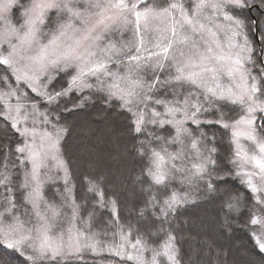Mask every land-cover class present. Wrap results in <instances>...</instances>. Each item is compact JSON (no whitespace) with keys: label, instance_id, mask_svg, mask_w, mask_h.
Wrapping results in <instances>:
<instances>
[{"label":"snow or ice","instance_id":"1","mask_svg":"<svg viewBox=\"0 0 264 264\" xmlns=\"http://www.w3.org/2000/svg\"><path fill=\"white\" fill-rule=\"evenodd\" d=\"M259 2L264 5V0ZM78 4L79 0H0V72L4 73L0 82L8 85L7 91L0 92V100L4 101L5 119L23 138L16 147L19 165L6 155L0 170V192L5 193L0 195V243L23 257L25 264H61L86 249L99 254L94 235L73 226L79 206L69 204L73 187L61 150L68 132L60 123L61 100L75 92L80 99L72 108L84 107L91 99L86 90L102 93L108 107L127 111L130 131L137 137L147 132L138 141V151L143 156L147 147L150 153L151 166L146 172L152 184L167 188L179 173L181 184L207 181L212 191L216 148H209L206 142L209 138L214 141L215 134L209 137L202 125H218L225 134L230 132L236 174L244 177L256 204L264 205V196L256 195L264 193V116L256 115L264 113V81L260 80L264 63L257 64L258 59L264 60V31L259 46L253 45L247 23L236 15L237 10L253 7L255 0H194L190 9L182 0H170L163 7L151 0H84L83 7ZM16 11L22 20L19 26L12 22ZM250 23L255 31L259 22ZM124 31H130L131 38L118 41L116 34ZM246 65L258 67L259 73ZM61 74L68 77V83L56 90L52 85ZM225 75L230 84L222 81ZM29 90L43 101V110L32 102L31 112L27 111L28 105L21 101L29 98ZM161 92L163 95H157ZM10 97H16L15 106L8 103ZM224 102L239 108L237 118L225 112ZM22 109L24 120L31 116L32 127H18ZM149 126L165 130L171 126L174 133L165 139ZM242 140L254 144L257 152L249 154ZM153 141L160 142L159 149ZM192 152L199 161L194 170L186 166ZM9 164L19 167L22 175V204L15 202ZM248 165L259 171H246ZM60 172L64 190L61 193L57 188L56 192L63 204L57 205L46 198L45 186L57 183ZM254 176H259V183L253 181ZM89 185L88 191L96 190V183L89 181ZM100 196L101 208L110 206L115 214L116 201L106 204L102 193ZM192 202L188 194L180 196L175 191L166 197L155 213L159 230L167 233L163 251L138 237L132 244L137 252L127 259L135 264H157L163 255L168 264H179L172 221ZM157 206L151 196L138 215L144 217L149 207ZM65 207L72 209L71 220L61 211ZM221 211L227 225L229 213L239 211V197L225 202ZM250 223L260 225L261 235L255 228L252 232L259 252L264 253V219L253 215ZM121 240L127 242L122 231ZM106 250L125 256L119 248ZM145 252L151 253L150 259H145Z\"/></svg>","mask_w":264,"mask_h":264},{"label":"trees","instance_id":"2","mask_svg":"<svg viewBox=\"0 0 264 264\" xmlns=\"http://www.w3.org/2000/svg\"><path fill=\"white\" fill-rule=\"evenodd\" d=\"M236 13L239 14L238 11ZM239 16L248 25V36L252 44L259 46V40H256L254 31L252 33L250 22L252 20L258 21L257 30L259 29L261 33L264 28V5H261L259 0L255 1L253 7L240 11ZM259 63H263V60L258 59L257 64ZM2 74L4 73L0 72V76ZM61 77L54 84H59L60 88L61 86L66 87L68 79L63 74H61ZM85 94L90 95L91 99L86 101L84 107L72 108V105L76 104L80 99L75 92L70 97L62 98L60 105V123L64 124L68 129L65 140L62 142L61 150L63 158L68 163L70 184L73 187L71 201L79 206L75 224L85 228V231L102 229L111 224L124 229L126 232L127 229L128 231L130 230L128 235L130 239L137 240L138 237H142L148 241L149 246H161L167 239V233L159 230L160 221L156 219L151 208L149 207L144 217L138 215L139 209L145 205L150 195H157L156 200L160 202L170 191L169 186L165 188L164 186L156 185L153 190L149 186L151 179L147 175L146 169L150 167V153H148L147 147H145L146 154L143 156L138 151V141L145 139L147 132L137 137L134 132L130 131V114L127 111H121L117 107H108L104 102L105 98L102 93H88L86 90ZM157 95H163V93H157ZM33 101L37 102L38 108L44 109L45 105L40 99H34ZM113 103L118 102L113 101ZM64 108H67L68 111H63ZM226 110L229 111L231 117L236 113L233 108ZM102 115L107 118L105 124L112 122L113 129L120 128L117 136L120 140L126 141L127 153H124L127 159L122 164V174L125 176L129 174V177H135L138 185L146 188L142 194L132 195V205L135 211L133 210L130 213L123 208L124 200H127L125 193L119 189L116 190V194L107 190L106 186L111 189L110 191L117 186L114 182L115 180L113 181L115 178L110 175L111 180L103 181L95 176L86 174L81 163L82 160L78 155L81 148L84 147L90 152V154L86 155L90 158L89 161H85L86 163L92 162V166L97 167V165H100L103 169L107 168V157L112 155L111 153L113 152H109L110 146L104 134H102L104 128L100 119ZM84 127L88 128L84 130ZM202 127L208 129L207 134L209 137L215 134L214 141L209 138L206 142L209 148L213 147V145L216 148L214 153L216 172L211 176L214 189L209 191L207 181H202L199 188L191 194L193 202L181 208L172 221L171 232L174 237L173 243L177 249L179 264H264V253L259 252L256 246L252 232L254 226L250 223L256 212L259 215L261 213L264 219V210L257 208L248 188L245 187L239 178L232 175L229 165L230 145L227 142L223 128L218 125H202ZM149 128L152 131L163 134L166 139L169 133H173L171 126H166V130L152 128V126H149ZM97 129L102 130V133L96 132ZM76 130H80V132L77 133ZM83 131L84 134H81ZM21 143L22 138L19 133L11 128L10 122L3 116L2 103H0V170L5 164L6 155L9 161L18 163V160H16L18 156L16 147ZM153 146H156L155 141H153ZM201 147H203V144ZM113 158L116 160L118 157L114 156ZM116 172L120 179L121 173L119 169ZM12 173L13 179H17V172L12 170ZM228 173H231V175H227ZM220 175H223L224 178H218ZM89 181L96 183V190L88 191ZM121 182L122 180L120 179ZM195 187H197V183L189 185L187 194L189 195L190 191ZM61 193H63V190ZM100 193L103 194V200L106 204L111 200L116 201L115 214H109L108 208H101ZM45 196L56 199L51 188L45 189ZM234 196L239 197V211L229 213L228 224L225 225V213L221 209L225 207V202L231 201ZM188 218H193L201 226H194L189 222L190 219ZM206 219L208 221L213 220V222L207 223ZM182 220L186 222L182 224ZM0 264H25V260L19 254L5 248L0 243ZM61 264L134 263L115 255L98 256L91 253H83L75 257H68L66 260H62Z\"/></svg>","mask_w":264,"mask_h":264},{"label":"rangeland","instance_id":"3","mask_svg":"<svg viewBox=\"0 0 264 264\" xmlns=\"http://www.w3.org/2000/svg\"><path fill=\"white\" fill-rule=\"evenodd\" d=\"M255 1H258V0H255ZM25 2H27V0H25ZM151 2H154L156 5L163 7V6H167V4L170 2V0H151ZM182 2H184L186 4V6L190 9L191 6H192V4H193V2H194V0H182ZM78 6L79 7H83L84 6V0H79ZM237 11L240 14V11L239 10H237ZM239 14L236 13V15H239ZM12 22L14 24H16L17 26H19V24L22 23V20H21L19 11L14 12V14L12 16ZM261 31H264V28ZM252 33H253V30H252ZM257 34L258 35L255 38H256V40H259V37H260V31H259V29L257 30ZM131 36H132V33L130 31H124L122 35L121 34H116V39L118 41L121 40V39L128 40V39L131 38ZM254 36H255V31H254ZM259 43H260V40H259ZM263 63H264V60H263ZM246 66L247 67H250L252 72L259 73V69L257 67H252L251 65H246ZM111 67L113 69H115L116 66H112L111 65ZM3 75L4 74H2L1 76H3ZM64 77H66V76H64ZM66 78L68 79V77H66ZM147 79H151V77L148 76ZM260 80L261 81H264V77H260ZM222 81L225 84H230L231 83V81L228 80V77L226 75L222 77ZM93 82H95V81H93ZM13 84H14V81H13ZM52 87H54L56 90H59V88H60L59 84H57V85L54 84V86H52ZM7 90H8V85L5 84V83H3V82H1L0 92L7 91ZM258 95H259V93H258ZM6 99L8 100V103L11 104V105H13V106H15L17 104L16 97H10V98H6ZM32 99L34 100V99H40V98L37 97V96H35V94L34 93H31V91L29 90V98L27 100L21 101L22 103H26L28 105L27 111L29 113L31 112V108H30L31 103L32 102H35ZM0 103H2V113H3V116H4V112H5L4 101L3 100H0ZM223 107H224L225 112H227L230 117H231V115L229 114V111H227L226 109L233 108V110H235L236 113L231 118H237V113L239 112V108L237 106H234V105H231V104H228V103L224 102L223 103ZM39 109L40 110H43L40 107H39ZM159 110L162 111L163 109L161 108ZM15 114H16L15 111H13L12 112V115H15ZM215 114L218 115V113H215ZM256 115H258L257 117L264 116V113H259L258 112ZM23 116H24V109L21 110V123L18 125V127H20V128H23L25 126L32 127V119H31V116H29V118L27 120H24L23 119ZM100 119H101V122H102L101 125L104 126L103 133L101 132L102 130H98V129H97L96 132L104 134L105 139L108 142V145L110 146L109 147V152H113V153H111L112 155H110L109 157H107V163H108L107 164V168L105 167V169H103V167H101L100 165H97V167L96 166H92V162L91 163L90 162L89 163L88 162L86 163L85 161H89V159H90L86 155L87 154H90V152H88L89 150L88 149H85L84 147L81 148L80 154L78 153V155L80 156V158L82 160L81 163L83 164L82 166L84 167V170H85L86 174L95 176L97 179L103 180V181H107L108 179H110V175H111L112 178L113 177L115 178V179H113V181L115 180L114 182L116 183V185L118 187L116 186V187H114L115 189L113 188L112 191H110L111 189H109V187L106 186L107 187V190L109 192H113V193H115L116 190H118V189L119 190H122L125 193V196H126V199H127V200H124L123 208L128 213L133 212V210L135 211V208L132 205V199H131L132 195L133 194L140 195L143 192H145L146 188L140 187L138 185L135 177H132V176L129 177V174L128 175L126 174V176L124 174H122V166H123L122 164H124L126 162V159H127V157H126V155L124 153V152L127 151L126 141H124L122 139L120 140L118 138L117 135L120 132V130H119L120 128L119 127L116 128V129H113L112 122H109L108 124H105L107 122V120H106L107 118H104L103 115L101 116ZM8 121L11 124V121L10 120H8ZM37 126L39 127V125H37ZM188 127L189 128H192V129H195V126L194 125H191L190 123L188 124ZM87 128L84 127L83 129L86 130ZM76 132L79 133L80 130H76ZM173 133H174V130H173ZM224 133H225V130H224ZM81 134H84V131ZM197 135H198V133H197ZM225 137L227 139V142L230 145V159H229V162L230 163H229V165H230V168H231V173L235 177L239 178V180L245 185V187H247V185L243 182L244 177L242 175H237L236 174L237 168L232 163V161L234 159L235 146L231 143L230 132L227 133V134H225ZM22 143H23V138H22ZM155 143H156V146L155 147L157 149H159L160 146H161L160 142L155 141ZM241 143H242L243 147L249 152V154H251L253 152H257L256 146L254 144H252L251 142L246 141V140H242ZM170 147L174 148L175 146H170ZM114 156H117L118 157L117 158L118 160L117 159L114 160V158H113ZM198 162L199 161L196 159L195 153L192 152L191 155H190V158L186 161V166L189 169H193V165L195 163H198ZM177 163H180V162L177 161ZM16 164L19 165V161H18V163L16 162ZM165 166L166 167H170L171 165H170V163H166ZM120 167H121V169H120ZM3 168H4V166H3ZM118 169H119V171L121 173L120 174V179L122 180L121 183H120V179H119V177L117 175V172H116ZM8 170L11 173H12V170L13 171H16L17 174H18V178L17 179H13V185L12 186L14 188L15 202L17 204H22L23 203V193H22V190L20 189V182L22 180V175L20 173V169H19V167L12 168L11 165H10ZM123 170H124V167H123ZM245 170L246 171H254V172H258L259 171V169L252 168L251 165L246 166ZM112 173H113V176H112ZM53 174H55V172H53ZM59 175H60L61 179L57 183H55V184H48V185L45 186V189L46 188H51L52 189V193H54V196L56 197V199H54V198H47V197L46 198L48 200L55 201V203L57 205L63 204V201L61 199V196L57 194L56 189L58 188L60 190V192L62 190H64V182H63V179H62L63 172H60ZM214 175H216V174H214ZM176 176H177V178L176 179H173L171 181V183L169 184L170 191L167 193V196L166 197H170L173 191H175L180 196H183L184 194H187L188 193V186H189V184H187V183L181 184L179 182V176H180V174L177 173ZM101 177H103V179H101ZM123 179H124V181H123ZM253 181L255 183H259V176H254L253 177ZM201 183H202V181L197 182V187H195L189 193V196L190 197H191V194L193 192H195L199 188V186H200ZM69 184H70V181H69ZM70 186H71V184H70ZM149 186H151V189L153 190V188L156 185L152 184V181H151V183H150ZM250 193H251V191H250ZM4 194L5 193L0 192V195H4ZM64 195L67 196L68 194L65 193ZM256 195L257 196H264V193L256 194ZM151 196H155V198L157 199V195L153 194V195H150V197ZM165 198H163L162 201H160V202H158V200H157L158 206L155 209H152L150 207L154 214L155 213H159L160 206L163 205ZM252 199L255 202V199L253 197V194H252ZM3 203L6 204V201L3 202ZM72 203H73V201H71V197H70L69 198V204H72ZM255 204H256V202H255ZM256 205H257V208H260V209L264 210V205H258V204H256ZM107 208H108V212H110L109 214H113V211L111 210V207L109 206ZM61 211L63 213H66L67 214V218L69 220H71V212H72L71 207H65V208L61 209ZM255 216L258 219H263L261 213L259 215L258 212H256ZM188 219H190V218H188ZM192 219H190V221H189L190 223H192L194 226H201V225H199V223H196L194 221V219L193 220ZM205 221L207 223L208 222L209 223L210 222H213V220H209L208 221V219H206ZM185 222H186L185 220H182V224H184ZM67 226L68 225L65 224V227H67ZM73 226H74L75 229H78L80 231H83L85 234L94 235L95 240L98 241L96 247H97V251H98L99 254H94L91 250L86 249L83 252H81L79 255H81L83 253H91V254L98 255V256H102V255H112L106 249L109 248V247H112L113 249L119 248L120 251H123L125 253V256L123 258L121 256H118V255H115V256H117L119 258H122V259H125V260H128V261H131V262H133L135 264V260H129V259H127V256H130V255L131 256H135V254L137 252V249H134L132 247V244H134L136 242V240H134L133 238L130 239V237L128 236L130 234V230L128 231V229H127V232H126L124 229L118 228V227H115V226H112L111 224H108V227L105 226L102 229L91 230V231H85V228H82V227L77 226V224H75V222H74V225ZM254 228L256 230V234L257 235H261L260 225L257 224V225L254 226ZM121 231L127 237V242H122V240H121ZM102 232H104V233H102ZM135 236L137 237V235H135ZM156 248L159 249L161 252L163 251V249L161 248V246H158ZM101 249H104V250L103 251H100ZM75 256H78V255L73 254V255H71L69 257H75ZM144 257H145V259H150L151 258V253L145 252L144 253ZM161 263L162 264H168L166 257H164L163 255H161V256H159L157 258V264H161Z\"/></svg>","mask_w":264,"mask_h":264},{"label":"water","instance_id":"4","mask_svg":"<svg viewBox=\"0 0 264 264\" xmlns=\"http://www.w3.org/2000/svg\"><path fill=\"white\" fill-rule=\"evenodd\" d=\"M256 34H257V29L255 30V37H257V35H256Z\"/></svg>","mask_w":264,"mask_h":264}]
</instances>
